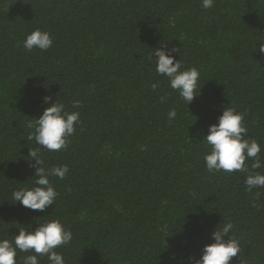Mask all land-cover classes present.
I'll use <instances>...</instances> for the list:
<instances>
[{
    "label": "trees",
    "instance_id": "obj_1",
    "mask_svg": "<svg viewBox=\"0 0 264 264\" xmlns=\"http://www.w3.org/2000/svg\"><path fill=\"white\" fill-rule=\"evenodd\" d=\"M37 28L53 46L26 51ZM261 41L264 0H215L207 10L201 0H0V239L58 219L73 236L55 249L65 264H194L230 220L241 248L230 264H264V188L248 193L244 183L264 167L247 160L248 172L209 173L203 142L233 107L264 161V56L253 52ZM161 43L179 50L182 70L200 72L188 106L149 58ZM45 96L80 113L61 151L28 139ZM29 150L46 168H69L49 178L58 196L44 212L12 199L35 186ZM30 254L17 251V264Z\"/></svg>",
    "mask_w": 264,
    "mask_h": 264
},
{
    "label": "clouds",
    "instance_id": "obj_2",
    "mask_svg": "<svg viewBox=\"0 0 264 264\" xmlns=\"http://www.w3.org/2000/svg\"><path fill=\"white\" fill-rule=\"evenodd\" d=\"M214 3L215 0H201V7L205 10L211 9ZM52 46L53 38L50 32L39 28L27 34L22 42V47L29 52L34 49L44 52ZM253 52L264 56V41H261L258 48L255 44ZM174 53L178 54L179 50L168 48L165 43H161L158 47L151 48L149 58L155 60L157 74L167 78L170 88L177 92L188 106L198 97L197 91L200 93V72L195 67L182 70V63L180 59H176ZM43 103L46 107L42 115L38 119H31L35 123L29 124L33 131L28 139L39 145L37 149L40 150H64L68 146V138L80 124V113L66 111L63 103L57 102V99L52 102L50 96L43 97ZM79 106V101L73 103L74 109ZM176 117L175 108L170 109L168 119L173 120ZM245 136L247 128L244 125V114L237 112L233 107H223L222 114L215 124L209 125L207 135L203 139L209 147V151L204 155L206 170L212 174L248 172L247 160L252 161L253 170L264 167V161L259 156L260 145L254 139H245ZM28 160L35 161V186L14 191L12 199L14 204L19 202L24 208L44 212L54 205L58 196L49 178L63 180L69 168L67 165L46 168L37 150H29ZM244 183L248 193L264 188V173L250 172L246 175ZM260 195L261 193L256 191L254 199L258 200ZM28 228H18V235L12 240L0 239V264H17V251L33 253L24 256L22 264H39V256H47L49 264H65L62 254L55 249L72 241L73 236L69 229L58 219L46 220L34 231H29ZM233 229L234 224L230 220L223 222L221 227H216L210 233V239L214 242L203 247L200 258L194 264H230L233 257H238L241 248ZM230 233L233 235H229ZM179 264H191V258L187 262L182 259Z\"/></svg>",
    "mask_w": 264,
    "mask_h": 264
}]
</instances>
